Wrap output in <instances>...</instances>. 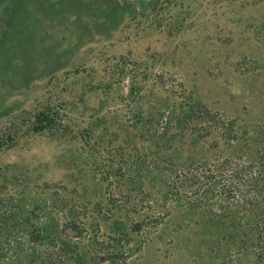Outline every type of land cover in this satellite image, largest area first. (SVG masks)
<instances>
[{
  "label": "rangeland",
  "instance_id": "rangeland-1",
  "mask_svg": "<svg viewBox=\"0 0 264 264\" xmlns=\"http://www.w3.org/2000/svg\"><path fill=\"white\" fill-rule=\"evenodd\" d=\"M203 110L233 143L199 126ZM45 111L60 132L32 131ZM229 155L264 166V0H0V170L31 185L16 200L62 186L90 239L133 227L122 264H264L240 259L256 241L237 213L177 210L158 173L138 170ZM140 215L161 218L144 239Z\"/></svg>",
  "mask_w": 264,
  "mask_h": 264
},
{
  "label": "trees",
  "instance_id": "trees-1",
  "mask_svg": "<svg viewBox=\"0 0 264 264\" xmlns=\"http://www.w3.org/2000/svg\"><path fill=\"white\" fill-rule=\"evenodd\" d=\"M197 110H202L198 109ZM207 111H201L198 115L200 125L205 121L211 122V127L218 133L219 140L231 144L235 140L234 133L226 132L225 124L207 116ZM191 115L180 119L179 124L187 126L191 124ZM62 119L50 111L40 112L32 117L31 126L33 132L50 131L58 133L62 127ZM202 122V123H201ZM193 128L195 126L193 125ZM150 174L158 173V178L163 182L169 203L177 210L187 208L194 211L200 208L211 213L219 210L222 220L234 218L250 229L249 238L256 242L253 247L256 251L245 252L241 256L244 261L261 263L264 259V251L261 248L264 243V166L253 163L240 155L217 156L204 167L178 172L170 175L167 167H152L147 165L138 167V170ZM7 170H0L2 182L0 191V264H89L85 256L88 252L82 251L89 243L93 256L99 261L97 264H122L131 252L127 249L129 239L133 237V227H129V233L117 232L116 238L110 235L87 234L85 225L87 217L79 216L82 208L73 199L64 195L66 188L62 186H45L49 191L43 204L37 195L24 197L28 199L18 201L15 195L31 191L27 181L22 185L12 186L11 182H5ZM43 189V190H44ZM190 203L182 202L186 199ZM40 206V207H39ZM169 207V205H167ZM103 211V210H102ZM37 212L38 215H34ZM108 214V211H106ZM19 216H18V214ZM108 216V215H106ZM80 217V218H79ZM159 221L158 215L135 217L131 223L137 226L136 237L147 238L155 229L150 220ZM216 218V217H212ZM108 219V217H107ZM155 221V222H156ZM131 224V225H132ZM35 235V241L30 237ZM130 235V237H128ZM247 233L242 231L241 237ZM110 239L111 243L108 244ZM241 252V251H240ZM239 253V252H238ZM251 256L250 260L247 256ZM93 256V257H94ZM102 261V262H101Z\"/></svg>",
  "mask_w": 264,
  "mask_h": 264
}]
</instances>
